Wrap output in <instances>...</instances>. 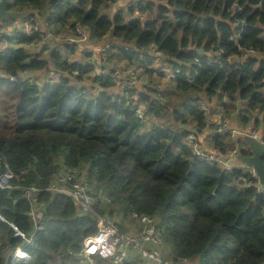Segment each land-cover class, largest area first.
<instances>
[{
    "label": "trees",
    "instance_id": "trees-1",
    "mask_svg": "<svg viewBox=\"0 0 264 264\" xmlns=\"http://www.w3.org/2000/svg\"><path fill=\"white\" fill-rule=\"evenodd\" d=\"M116 1L8 4L16 13L56 14L66 28L63 37L80 26L94 42L113 44L107 73L96 77L92 67L63 59L59 51L48 58L29 52L25 46L32 38L3 37L0 157L15 178L11 188L0 189V264H11L8 254L23 241L11 224L24 235L31 232L23 190L32 186L42 190L39 198L46 203L44 230L27 247V260L14 264H79L83 240L96 226L92 215L79 216L66 194L47 191L62 167L84 177L97 198V213L128 222L134 215L157 218L169 249L165 259L172 264L196 258L198 264H264V193L245 185V171L206 162L187 142L191 133L209 126L199 99L220 100L222 115L238 111L242 125L256 114L264 125V0H138L135 8L109 12ZM63 44L65 54L73 55L74 45ZM249 50L256 55L239 65ZM216 52L221 55L214 61ZM118 60L126 68L144 67L141 77L154 84L144 90L123 87L116 77ZM159 61L177 68V77L164 81L154 75L151 68ZM43 70L60 76L53 82L23 79ZM239 102L245 103L240 110ZM136 105L143 119L133 110ZM228 137L211 138L217 154L233 149ZM237 154H250L247 143Z\"/></svg>",
    "mask_w": 264,
    "mask_h": 264
},
{
    "label": "built area",
    "instance_id": "built-area-1",
    "mask_svg": "<svg viewBox=\"0 0 264 264\" xmlns=\"http://www.w3.org/2000/svg\"><path fill=\"white\" fill-rule=\"evenodd\" d=\"M123 0H117L121 2ZM138 0L129 1L120 10L126 11L128 8H135ZM136 17L140 20L144 16L136 13ZM48 15L40 16L37 13H30L24 18H13L0 22V52L5 49L7 43L3 37H16L22 35L24 37L32 38L34 41L27 44L25 47L31 53L39 52L47 46L48 40L53 37L54 33L48 28ZM240 34L242 30L236 29ZM77 35L82 38H77ZM61 38L60 41L68 42L73 47V62L77 65H85L92 67L96 71V77L107 73L104 64L111 52L112 42L98 49L99 56L96 57L93 49H85L86 51L79 52V45L84 41H93L86 31L80 26H76L73 36ZM231 41L236 42L237 39L233 36ZM193 47V46H192ZM191 47V49H192ZM33 51V52H32ZM221 55V52H216V58ZM252 51H245L242 57L238 60V64L245 65V60L249 56H255ZM75 57V58H74ZM232 58H227V62H231ZM154 75L162 76L164 81H171L175 79L179 73L177 68H173L167 63L157 62L152 68ZM144 67H128L124 70V78L122 79V86H134L141 80V74ZM27 72L23 79H28L31 83L34 78H29ZM0 77H3L0 75ZM8 80L14 82L15 77H8ZM192 83V79H188ZM197 107L206 112L207 103L203 99L196 102ZM133 110L138 118L143 119V114L139 105H136ZM217 134H227L232 137L235 135L228 129L225 119L221 116L217 124ZM240 136H246L251 139L257 138V132L238 133ZM191 146L193 153L200 159L206 162H212L221 166L227 171L234 169L229 165V160L237 155V149L233 148L226 155L217 153H207L197 146V136L191 133L187 139ZM244 167V171L248 173V181L246 186L254 184L260 193H264V188L259 187V182L256 172L252 168ZM15 178L14 172L9 166L2 161L0 157V189L6 190L11 188V182ZM23 196L29 204V209L26 213L28 221L31 224V232L24 235L14 225L11 227L16 237H20L22 244L16 247L8 254L10 263H22L28 258L27 247L32 246L34 235L44 230V208L46 203L39 198L42 190L34 186L23 190ZM47 191L51 194L63 193L66 194L75 204L79 216L92 215L94 218L96 233L92 236L86 237L83 240V246L78 253L79 264H172L171 261L165 259L166 252H169L162 239V231L158 226V220L154 216L140 215L133 216L135 228L133 231H122L119 229L117 222L108 216L99 214L95 211V204L97 198L91 193L88 183L84 177L73 169L62 167L52 178ZM0 221H4L0 215ZM186 263V260L183 261Z\"/></svg>",
    "mask_w": 264,
    "mask_h": 264
},
{
    "label": "crops",
    "instance_id": "crops-1",
    "mask_svg": "<svg viewBox=\"0 0 264 264\" xmlns=\"http://www.w3.org/2000/svg\"><path fill=\"white\" fill-rule=\"evenodd\" d=\"M129 1H131V0H123L121 2H115V3L110 5L108 11L111 13H116L117 11H120V9L123 8ZM58 35L54 33L53 37H51L48 40L47 46L44 47L43 49H41V52H43L45 54L46 51L50 50L51 47L52 48L60 47L62 44L60 41L61 38L59 37L60 35L59 36ZM110 41H111L110 39H107L102 43H96L94 41H85L86 42V44H85L86 48L81 49L79 47V52L86 51L85 49H93L96 57H98L99 56L98 49L105 46ZM114 66H117V69L119 68L116 72V77L119 80L123 79L124 78L123 73H124V70L126 69L125 68L126 65L123 62H120L118 60L117 62H115ZM51 68H52V66L49 65V69H51ZM50 73L54 74L53 70ZM32 75H33V78L37 79L36 82L46 81V77L44 76L43 71L32 73ZM39 78H42V79H39ZM152 83L153 82L148 81V79L146 78L145 75H142L140 82L136 85V88H138L140 90H144V89H147V87H149ZM161 83H162V81H161ZM215 101H216V99H213V101L211 103L207 102L206 117H207V120L209 119V121H208L209 126H207V128H205V129H202L198 134H196L197 146L199 149H201L207 153H210V154L217 153L216 150H214L213 147L211 146L210 141H211L212 137L218 135L217 134V124H218V120L220 119L221 116L225 119L226 125H227L228 129L230 130V132L235 134L233 137L231 135H229V137H228L229 139L230 138L232 139V142L235 145L239 144L241 141H244V146L242 148H245L246 143H248L247 141L250 139L246 136H240L238 133L246 134V133H250L251 131L257 132L256 140H258L262 145H264V125L262 124L261 115H258V114L254 115L252 120L247 125H242L239 123L238 118H237V112L238 111L233 112L228 116H223L222 112L221 113L219 112V113L211 116L210 111L213 109V107L215 105V103H214ZM240 108H244L242 106V103L237 104V109L240 110ZM257 121H258V124L256 125ZM229 165L235 169H239V170L244 171V167H243L244 164L241 162L240 156L238 154L229 160ZM131 221L134 222L133 219H131Z\"/></svg>",
    "mask_w": 264,
    "mask_h": 264
},
{
    "label": "rangeland",
    "instance_id": "rangeland-1",
    "mask_svg": "<svg viewBox=\"0 0 264 264\" xmlns=\"http://www.w3.org/2000/svg\"><path fill=\"white\" fill-rule=\"evenodd\" d=\"M47 15H48V17H49V19H48V28H49V30L51 31V32H53V33H55V34H59L58 36L60 37V38H64L63 36L66 34V28L65 27H60L61 26V24L59 23V22H57L56 21V14H51L50 12H48V13H46ZM87 33V32H86ZM71 37H69V39H70ZM77 38H82L81 36H79V35H77ZM62 44V43H61ZM86 42L83 40V42L79 45V47L81 48V49H84V48H86ZM63 45H65V44H62V46H60V47H55V48H50V50H47L46 51V53L44 54L43 52H41V50L39 51V52H34V53H39L40 54V56H41V58H48V57H50V53L52 52V51H59L60 53H61V55H62V57H63V59H68V61L69 60H72V58H73V55H66L65 54V52H64V46ZM33 52V51H32ZM109 55H111V52H110V54ZM75 58V57H74ZM126 68V67H125ZM51 72V71H50ZM48 70H43V73H44V76L46 77V81H48V82H53V81H57L58 80V78H59V76L60 75H58V74H51ZM93 74L94 75H96V71L94 70V72H93ZM29 78H33V75L32 74H29V75H27ZM37 78V77H36ZM39 79H42V78H39ZM148 80L150 79V77H148L147 78ZM34 80V82H36L37 81V79H33ZM42 81V80H41ZM158 84L159 83H161V82H157ZM134 86H136V85H134ZM165 88H166V86H165ZM95 93V92H94ZM93 93V94H94ZM213 100H211V101H209V103H211ZM215 105H214V107H213V109L210 111V114H211V116H213L214 114H217V113H221L222 112V106H221V102H220V100H216L215 102ZM240 103V102H239ZM242 106L243 107H245V103H242ZM224 114V113H223ZM149 121V123H152V120H151V118L148 120ZM208 121H209V119H208ZM249 138V137H248ZM251 139V138H250ZM244 146V141H241L239 144H237V145H235V144H233V148H236L237 150L238 149H240L241 147H243ZM116 222H118V223H123L124 225H125V227L127 228V230L128 231H133L134 230V228H135V223L134 222H128L127 220H118V219H114ZM199 258H196V259H194V260H191V261H189L188 263H186V264H198L199 263Z\"/></svg>",
    "mask_w": 264,
    "mask_h": 264
},
{
    "label": "water",
    "instance_id": "water-1",
    "mask_svg": "<svg viewBox=\"0 0 264 264\" xmlns=\"http://www.w3.org/2000/svg\"><path fill=\"white\" fill-rule=\"evenodd\" d=\"M9 2L10 0H0V22L13 18H24L30 14L29 12L16 13L9 11L7 8ZM197 53L200 55L204 54L202 50H198ZM247 142L250 154L240 156V160L244 166L252 168L256 172L259 187L264 188V145L256 139H250Z\"/></svg>",
    "mask_w": 264,
    "mask_h": 264
}]
</instances>
